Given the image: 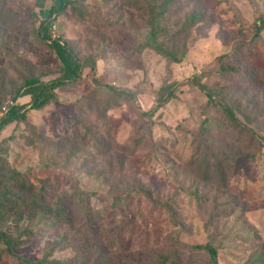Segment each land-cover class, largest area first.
Masks as SVG:
<instances>
[{
	"label": "rangeland",
	"instance_id": "rangeland-1",
	"mask_svg": "<svg viewBox=\"0 0 264 264\" xmlns=\"http://www.w3.org/2000/svg\"><path fill=\"white\" fill-rule=\"evenodd\" d=\"M149 1L73 0L51 34L85 63L81 81L0 132V170L20 172L53 210L66 194L74 212L91 199L116 244L78 231L83 218L69 225L42 209L2 207L0 228L25 243L13 253L0 244V264H160L206 244L218 264H264V70L246 55L263 52L264 0H173L160 40L177 60L154 49ZM53 3L0 0V102H16L32 78L61 75L38 31ZM222 60L244 71L226 76ZM221 159L226 188L202 178L204 163L213 172Z\"/></svg>",
	"mask_w": 264,
	"mask_h": 264
},
{
	"label": "trees",
	"instance_id": "trees-1",
	"mask_svg": "<svg viewBox=\"0 0 264 264\" xmlns=\"http://www.w3.org/2000/svg\"><path fill=\"white\" fill-rule=\"evenodd\" d=\"M173 0H152L149 1L148 11L150 16L151 25V40L154 44V49L159 53L168 55L177 60L176 55L167 51L164 48V43L160 40L161 35L165 32L164 20L170 11ZM73 4V0H54L53 5L46 11H42L44 15L38 29L41 38L49 43V46L55 50L56 55L61 63V75L48 82H41L38 79L32 78L28 80L23 88H20L14 100L22 96L30 95L32 101L29 104L16 103L10 110V113L3 119L0 124V132L3 128L12 121L25 118L28 109H41L48 105L55 97V91L59 88L78 84L84 73L85 63L79 58L77 53L61 38H53L51 34V28L55 21L58 19L59 14L63 13L69 6ZM264 30V14L259 18V26L256 28V38L261 35ZM256 42V39L253 40ZM251 43V42H250ZM255 44H249V48ZM246 49V50H247ZM242 49L238 50L240 54ZM263 52H251L247 51L246 55L252 61L260 62L263 65L264 70V48ZM229 55V54H228ZM220 71L226 76H237L241 74L244 69L241 66H233L225 64L222 60ZM194 83L204 92L210 101H214V91L202 83L200 79L195 78ZM164 104L160 102L161 107ZM227 116L232 123L233 128L236 130L239 127L238 118L234 112L229 109ZM214 164L215 169L211 172V164L209 161L205 162L204 169H202V178L204 181L218 182L220 187H227V173L225 170L226 164L224 160H216ZM5 192L0 194V208L7 209L10 213H15L17 210L23 212H31L37 209H42L46 213L54 214L58 220H64L69 225H73L76 219L83 218L84 222L80 225L78 231L87 236L93 238L95 241L104 240L108 245L113 246L116 243L110 238V236L102 229L103 222L106 218V211L102 208H96L92 205V201L85 196L81 198V210H73V206L69 202V197L62 196L55 207V210L47 206L41 199L40 195L35 192L34 186L22 178V174L16 170L10 168H2L0 170V191ZM26 235L29 232H25ZM24 235L20 234L15 236L10 230L0 228V244L5 249L13 253L14 248L23 246L25 243ZM89 238V239H90ZM91 240V239H90ZM94 247L101 252L104 259H107L110 252L107 247L97 244L95 242ZM180 253L174 256H166L160 262V264H218L217 249L211 244L196 245L187 250L178 249ZM87 253L89 249H86ZM205 258V260H204ZM1 259V258H0ZM45 264V261H41ZM50 264H72L68 262H62L52 260Z\"/></svg>",
	"mask_w": 264,
	"mask_h": 264
},
{
	"label": "built area",
	"instance_id": "built-area-1",
	"mask_svg": "<svg viewBox=\"0 0 264 264\" xmlns=\"http://www.w3.org/2000/svg\"><path fill=\"white\" fill-rule=\"evenodd\" d=\"M17 102H0V124Z\"/></svg>",
	"mask_w": 264,
	"mask_h": 264
}]
</instances>
